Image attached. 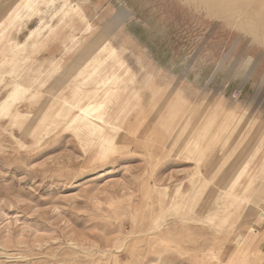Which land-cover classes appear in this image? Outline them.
I'll return each mask as SVG.
<instances>
[{
    "label": "rangeland",
    "instance_id": "obj_1",
    "mask_svg": "<svg viewBox=\"0 0 264 264\" xmlns=\"http://www.w3.org/2000/svg\"><path fill=\"white\" fill-rule=\"evenodd\" d=\"M71 2L0 0V264H264V45L199 0ZM113 77L101 145L57 111Z\"/></svg>",
    "mask_w": 264,
    "mask_h": 264
},
{
    "label": "bare ground",
    "instance_id": "obj_2",
    "mask_svg": "<svg viewBox=\"0 0 264 264\" xmlns=\"http://www.w3.org/2000/svg\"><path fill=\"white\" fill-rule=\"evenodd\" d=\"M199 1L201 3H203L210 11H216L218 13H222L225 16H227L229 19L234 20V21H235V19H237L238 20V24L236 23L237 25H239L241 28L246 30L250 34V36H252L256 41H258L259 43L264 45V0H199ZM78 7H79V5H78ZM78 7H76L71 2V0H64L61 12H63L62 13L63 15L68 16V15H70L72 13V11H75ZM254 15L255 16L257 15L256 18L252 17ZM41 31H39L36 34V36L40 35ZM100 49H101L100 51H103L105 49H108V47L103 46ZM95 61L98 62V58H95ZM105 61H104V63H105ZM52 62H54V61H52ZM101 63H103V62H101ZM101 66H102V64H98L96 67H94V71H96V72L99 71V67H101ZM100 70H101V68H100ZM40 78L41 77L36 79L35 83ZM114 79H115V77H113V79L111 78V79L102 81V80H100L98 78H93V83L95 84V86L103 85L104 87H107L109 85V83H111V81L114 80ZM124 82L125 81H124L123 78H121V77L116 78V80L114 81V85L115 84L116 85L112 86V87L108 86L104 90L105 91L104 94H103V98L104 99L102 101L94 100V101H91V102H89L87 104L83 103L84 105H81V103L83 102L84 99H86L87 96H90L91 99H92V98H95V97H97L99 95L100 87L98 86V87H96L97 89H94V90L91 89L90 91L86 92V90H84L81 86H78V87L73 89V94L75 96L74 100H69L67 97H65L63 99L64 105H63L62 109L57 111V113H60L61 116L63 117V119H65V118H67L70 115V113L74 109H78V112L75 115H73L72 118L70 119L69 128H72V129L76 130L78 133L82 134L83 136H89L90 139H93V140L97 139V140L100 141L101 145H105V143H107L108 140L112 137L110 135V133H108L106 131V129L107 128H111V129L115 130V129H117V127L112 124V121H110L111 119L105 120V117H104L103 113L97 114L96 112L99 111L105 105V102H106V100L109 97H111L112 95H114L115 93H117L119 91L121 92V88L123 86H127V84H129V82L127 84H125ZM81 84L82 85L86 84V76L81 80ZM20 85H21L20 88H19L20 91H24L25 90L24 88H26V92L29 91L30 86L29 87H25L23 84H20ZM118 104H120V103H118ZM1 113L5 114L7 116H10L13 120H16L17 118H19V115H20L18 110H17V108L14 107V106H12V107L10 106L9 108H4L1 111ZM97 121L103 122L105 124L106 128L103 125H100L99 123H97ZM26 129H28V128H26ZM258 186H256V187H258ZM195 187H196L195 193H200L201 188L199 189V187L194 186V188ZM232 187L233 186H231V188H229L230 190H227L226 193L232 192L231 191ZM174 197H176V195H174ZM196 197H198V196H196ZM233 197L238 200V198L239 199H240V197L242 198V194L241 195L240 194H236V195H233ZM194 199H195V196L194 197H190V199L187 202V204L185 203L188 206L189 209L191 208V205H192ZM187 206H186V208H187ZM221 206H219V207H221ZM260 215L264 218V208H263V206H261V208H260ZM197 220H198V218H197ZM197 220H195V221H197ZM157 228H160V227H157ZM162 239H163V237H162Z\"/></svg>",
    "mask_w": 264,
    "mask_h": 264
}]
</instances>
